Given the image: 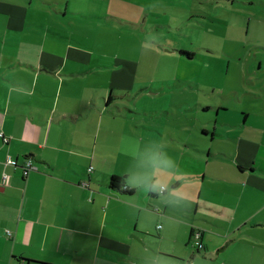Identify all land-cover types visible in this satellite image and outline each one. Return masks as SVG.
Masks as SVG:
<instances>
[{
  "label": "rangeland",
  "instance_id": "1",
  "mask_svg": "<svg viewBox=\"0 0 264 264\" xmlns=\"http://www.w3.org/2000/svg\"><path fill=\"white\" fill-rule=\"evenodd\" d=\"M1 2L44 10L36 17L51 24L48 33L70 37L92 53L88 87L95 97L106 89L103 82L113 86L119 78L110 96L144 126L141 162L127 161L131 170L121 176L135 187L144 183L139 222L150 234L148 245L135 236L142 251L131 263L264 264V0ZM238 163L261 170L257 189L252 178L243 188L250 170L241 180L245 170ZM203 171L238 182L227 184L229 194L222 182L204 180ZM187 172L195 177L183 176ZM239 190L247 192L241 206ZM212 199L223 203L221 226L213 225L218 235L207 251L197 225L210 221L196 215L195 205ZM162 226L170 229L166 238Z\"/></svg>",
  "mask_w": 264,
  "mask_h": 264
},
{
  "label": "crops",
  "instance_id": "2",
  "mask_svg": "<svg viewBox=\"0 0 264 264\" xmlns=\"http://www.w3.org/2000/svg\"><path fill=\"white\" fill-rule=\"evenodd\" d=\"M31 10L0 3V264H135L130 261H138L136 253L142 251L135 236L146 245L150 242L139 222L146 204L138 196L144 183L135 181V187L126 179L131 192H124L110 181L131 170L127 161L141 162L144 126L123 114L126 109L110 96L120 86L115 83L119 78L113 86L103 82L106 89L95 97L92 85L88 87L94 73L89 67L92 53L70 37L48 33L51 24L36 17L44 10ZM67 13L68 6L63 15ZM207 155L209 163L210 147ZM9 156L16 166L5 163ZM29 160L32 169L27 168ZM238 166L241 172L244 168ZM250 166L241 172L243 180L250 170L245 190L252 179L253 188L259 187L254 178L260 180L261 170ZM136 170L141 171L138 166ZM183 176L195 177L189 172ZM202 176H211L213 185L222 182L229 194L227 184L238 182L207 171ZM245 190L237 191L239 206ZM217 203L212 199L195 205L196 215L210 221V226L197 225L207 251L218 235L213 225L221 226L218 206L223 203ZM168 233L162 226V238Z\"/></svg>",
  "mask_w": 264,
  "mask_h": 264
},
{
  "label": "trees",
  "instance_id": "3",
  "mask_svg": "<svg viewBox=\"0 0 264 264\" xmlns=\"http://www.w3.org/2000/svg\"><path fill=\"white\" fill-rule=\"evenodd\" d=\"M125 181H126V179H124L123 177L117 176V175H113L111 177L110 185H111V187L116 188V189H120V190H122L124 192H131L126 187Z\"/></svg>",
  "mask_w": 264,
  "mask_h": 264
},
{
  "label": "built area",
  "instance_id": "4",
  "mask_svg": "<svg viewBox=\"0 0 264 264\" xmlns=\"http://www.w3.org/2000/svg\"><path fill=\"white\" fill-rule=\"evenodd\" d=\"M5 163L6 164H12V165H15V166L17 165V161L15 159H12L10 156L7 157ZM27 168L28 169H32L33 168L32 162L30 160L27 161ZM89 171L91 172L92 171V168H90ZM7 179H8V176L7 175H4V183L7 182ZM199 231H201V230H199ZM196 238H197V244H198V246L199 247L203 246L202 243H201V241H200V235L199 234H197V237Z\"/></svg>",
  "mask_w": 264,
  "mask_h": 264
}]
</instances>
